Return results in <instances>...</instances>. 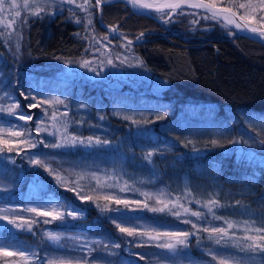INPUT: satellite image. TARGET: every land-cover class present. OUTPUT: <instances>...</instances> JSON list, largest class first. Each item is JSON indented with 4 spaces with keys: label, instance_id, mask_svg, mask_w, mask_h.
Listing matches in <instances>:
<instances>
[{
    "label": "trees",
    "instance_id": "obj_1",
    "mask_svg": "<svg viewBox=\"0 0 264 264\" xmlns=\"http://www.w3.org/2000/svg\"><path fill=\"white\" fill-rule=\"evenodd\" d=\"M37 2L52 8V13L36 16L31 9L8 8L11 0H5L6 10L0 14V92L8 93L15 104L19 102L16 110L23 114L34 101L21 92L38 100L42 94L57 96L70 116L68 130L108 143L51 147L45 134L34 135L42 108L30 109L33 119L19 122L37 147L22 146L19 155L15 150L0 154V182L9 189V194L0 195V204L54 197L78 209L81 216L64 215L63 221L47 225L67 233L86 232L96 239L88 252L68 247L70 237L64 235L59 244L50 242L41 232L45 223L37 220L32 231L2 224L0 239L32 250L40 257L39 264L52 260L54 264H185L192 260L203 264L224 251L264 259L242 253L230 243L224 245L226 241L217 244L218 238L211 241L209 232L203 231L222 227L232 236L245 237L257 235L246 229L264 225V161L257 156L264 155L259 142L264 131L257 125L264 118V44L238 34L204 10L180 9L168 18L167 11L153 13L156 20L135 14L120 0H105L99 14L93 0V6L87 4L86 9L78 1ZM231 2L217 0L221 5ZM16 10L20 17L13 16ZM85 12L93 13L94 24L84 23ZM12 19L16 23L9 30L4 25ZM252 23L264 27L258 16ZM109 25L128 42L108 29ZM103 32L112 42L103 40ZM118 41L123 46H117ZM97 60L110 65L105 80L86 75V67L81 66L84 61ZM67 63L74 67L73 73L57 70ZM118 69L121 74L112 73ZM160 116L164 119H157ZM145 120L153 122L145 124ZM244 138L251 141L254 155L242 151ZM213 139L219 145L213 146ZM31 159L44 160L67 179V185L59 186ZM31 182L39 185L37 192L28 190ZM77 185V191L94 197L93 201H82L67 190ZM106 195L140 203L125 208L105 201L102 197ZM157 200L180 203L202 216H191L180 208L172 209L181 211L180 217L168 209L153 212L151 208L163 206ZM209 200L218 203L206 207ZM144 203L149 207H142ZM105 205L118 210L101 211ZM21 213L33 219L24 210ZM227 222L235 226L228 229ZM117 223L125 227L127 223L144 224L139 231H188L193 235L186 247L178 245L171 253L156 247L158 241L127 237L116 228Z\"/></svg>",
    "mask_w": 264,
    "mask_h": 264
},
{
    "label": "snow or ice",
    "instance_id": "obj_2",
    "mask_svg": "<svg viewBox=\"0 0 264 264\" xmlns=\"http://www.w3.org/2000/svg\"><path fill=\"white\" fill-rule=\"evenodd\" d=\"M65 2V0H61V3ZM67 3L69 4H75V0H66ZM105 0H95V6L99 7L101 6ZM85 3L89 4V6H93L91 4V0H85ZM130 3L133 4V6H139L140 8H152L155 7L157 11H162L164 8H169L172 10L180 8L183 4H189L191 7L194 8H206L209 12H211V17L210 18H217L222 16L223 19L226 21L227 24L229 25H234L235 28L245 30L242 28V25L240 23L236 22L235 17L239 15V10L243 9L245 10L242 15H239V18L241 20H244L247 25H251L253 21L256 20V16L254 13L257 11L264 12V0H258V3L256 0H246L245 3H236L235 0H232V2L227 5V6H221V4L217 3V0H208L207 3L204 2V0H167V2L160 4V5H152L148 3H144L143 0H130ZM24 7L27 9H31L32 12L31 14L39 16L41 13H44L46 11V7H40L37 3V0H23V5L17 3V0H11V3L8 4V8L11 9H19L20 7ZM80 7H83V5H80ZM5 0H0V12L5 11ZM14 17H20L21 12L19 10L14 11L13 13ZM208 18V17H206ZM261 20H264V16L260 17ZM22 22L26 23V20H23ZM79 23V21H77ZM16 23L15 19H12L11 21H8L5 23V27H12ZM91 23V21H89ZM113 31L116 29L113 28ZM247 31L258 34L260 37L264 38V29H258L256 27H247ZM144 34L141 33L140 36H143ZM140 37H137L139 39ZM107 39V37H105ZM129 44H131V41H129ZM108 63H111V60L108 61ZM90 62L84 61L81 66L82 67H89ZM21 96H24L25 99H31V101H34L32 103H29L27 107L29 109H34V108H42L45 112L47 111L46 108H43V106L47 105L51 107L53 104H64V101L57 98H44V99H37L35 96H25L24 92L20 93ZM20 107L19 102H17L13 106H9L8 108H2L0 107V112L6 111L9 115H16L15 110ZM67 115V113H65ZM128 117H125L127 119ZM19 120H24V121H30L33 119L31 115H24L20 114L18 116ZM51 119L53 121H56L57 116L56 113L53 112L51 115ZM157 119H164V117L160 116L157 117ZM153 121L150 120H145L144 123H152ZM43 121H40L39 124L36 127V132L39 134L41 131H44L45 129H42L40 127V124H42ZM133 123L139 124L140 121H133ZM55 126V125H53ZM31 133H26L23 130L17 131L13 130L12 128L8 129H3L0 128V154L2 153H12L14 150L16 151V154L19 155L20 152L23 150V147H26L28 149H34L37 147V143L32 142L31 139L29 138ZM23 137V138H22ZM22 138V139H21ZM68 141H64L63 143H67ZM81 144H86V145H91L93 143V137L89 136L87 138V141L80 140L78 141ZM240 141L237 140H231L229 143H239ZM262 145H264V139H261L259 141ZM39 143H43V141H39ZM71 143L75 144L77 143V139L73 138ZM96 144L104 143L107 144L108 141H101L98 137L95 139ZM191 143V142H189ZM210 143L213 146L219 145V141L216 139H213L210 141ZM247 143V141H245ZM23 146V147H22ZM48 145H45L47 147ZM63 146L62 144H53L51 147H61ZM222 146V145H220ZM152 153H149L148 156L150 157ZM30 163L37 165L39 167L44 168L46 172H48L49 175H52L57 182V184L61 187H65L67 185V179L65 177H62L59 172H57L55 169L50 167L48 163H46L44 160L40 159H31ZM77 185L76 187L72 188H67L68 191L74 192L80 200L82 201H93L94 197L90 195H81L79 191H77ZM124 189H121L123 191ZM148 198L150 196L148 194H145ZM105 201H109L111 203H115L116 205H124L125 208H129V205L131 203H136L139 204V201H127V200H122L113 196H103L102 197ZM95 199H100V197H96ZM158 204L163 205L162 207H154L151 208L150 210L153 212H164L166 209L171 212L172 215L176 217L181 216V211H173L172 209H175L177 207L183 209L184 213H189L190 209L184 208L183 205L171 202L169 201L168 203H165L162 200H157ZM218 202L215 200H209L208 204L205 205L206 207L208 205L215 206ZM239 203V202H238ZM169 204H171V208H169ZM97 207H100L99 204L96 205ZM66 205L63 202H57V203H50L47 206H38V207H31L25 209V211L34 213L35 216L37 217H50L51 219H45L43 222L45 224L50 223L51 221H56V220H61L63 221L64 219V212L60 211L58 209H63L65 208ZM144 208H148L149 205L147 203H144L142 205ZM118 209H109L107 205L101 208V211H117ZM7 211V210H5ZM209 211H212V208L209 207ZM69 216H72L73 218L76 217V212L75 211H70L67 213ZM191 216H195L197 218L202 216V213L199 211H191L190 212ZM219 219V217H216ZM0 219L7 220L9 224L13 225L17 229H26L27 231H32V226L33 224L37 223L35 219H24L23 217H13L12 219H8L7 216H2ZM115 223V221H113ZM184 223H192L190 220H184ZM116 228L119 230L120 233L126 235L127 237H139V238H144L147 237L148 240L150 241H158L156 243V247L160 249H166L171 253H175L177 251V246H187L188 239L190 236L193 235L192 232L188 231H183V232H177V231H165V232H160V231H139L137 227H125L120 223H117ZM235 225L231 222H227V227L228 229L233 228ZM192 227L196 228L197 225L195 223H192ZM253 231L257 233V235H247L243 239L246 241L244 244L237 243L235 246L239 247L241 251L248 253V254H259L264 256V225L260 227H255L251 229H246V231ZM203 231L209 232V238H213V234H217L219 236L218 239L215 240L217 244H220L221 240L224 239V237L228 236V232L225 228H211L210 230L208 228H204ZM48 238L50 240L56 241L60 239V236L58 234H54L52 232L46 233ZM229 239H231L229 237ZM137 247H142L144 246L143 244H136ZM13 246L11 244H0V256L2 257H13V256H19L22 258V260L25 262V264H28V261L31 260L32 256L35 255V253H32L31 255L27 254L25 250H17V251H10L9 249L12 248ZM115 247L119 248L120 245L116 244ZM139 259L143 260L144 256L140 255ZM215 259V257H213ZM220 264H227L225 260H221Z\"/></svg>",
    "mask_w": 264,
    "mask_h": 264
},
{
    "label": "rangeland",
    "instance_id": "obj_3",
    "mask_svg": "<svg viewBox=\"0 0 264 264\" xmlns=\"http://www.w3.org/2000/svg\"><path fill=\"white\" fill-rule=\"evenodd\" d=\"M57 3H61V0H56ZM78 1L80 3V5H83V7H81L82 9H86L87 3H85V0H75ZM44 3L47 4H52L55 2H52V0H43ZM66 2V0H65ZM256 2L258 3V0H256ZM19 4L23 5V0H18ZM38 3V2H37ZM64 3V2H63ZM39 4V3H38ZM22 7V6H21ZM24 8V7H23ZM27 9V8H25ZM53 9H49L46 8L45 12H49L52 13ZM0 14H2V12H0ZM255 16H258V19L260 21H262L264 23V20H261L260 17L264 16V12H260L257 11L256 13H254ZM84 23L89 25V24H94L93 22V13L92 12H85V16H84ZM2 21L1 16H0V22ZM89 21H91V23H89ZM97 25V24H96ZM95 29V33H97L96 35L99 36V29L98 27H100V30L102 31L103 29L102 27V23L98 24L97 26H94ZM12 29L11 27L9 28V30ZM103 40L112 42L111 37L108 36V34L106 35L103 32ZM105 37H107V39H105ZM123 46V43L118 41L117 42V46ZM98 57V56H97ZM97 57L95 56L93 60H96ZM90 62L89 67H86L84 70V73L87 75H90L92 78H98L101 77L102 80H105V74H107L106 72H108V68H110V65L107 64V60L104 62H101L99 60L97 61H88ZM47 66L54 68L55 64H47ZM113 65V64H112ZM59 67V66H57ZM114 68V65L112 66L111 69ZM58 71H62L64 74L70 72L73 73L74 72V67H72L71 65H69V63L62 65L61 67H59V69H57ZM79 71H81L82 69H77ZM119 72H112L115 74H121L120 71L122 72V69H118ZM109 74H111L109 72ZM41 98H48V99H52V98H57V96H52V95H48V94H42ZM15 104V101L12 100V98L10 97V95L8 93H6L5 91H1L0 92V107L2 108H8L9 106H13ZM27 107V106H26ZM43 108H46L47 111L45 112L43 110V113L40 115V117L37 119V123L35 126V132L34 135H36V127L39 124L40 121H43L42 124H40V127L42 129H45L44 131H41L40 133L45 134V141L49 142L50 144H62L63 148H69L75 145H80L81 143H79L78 141L80 140H84L87 141V138H82L81 136H78L74 133H72L70 130H68V126L69 123L71 122L70 120V116L68 114V111L66 109V107L64 105L61 104H53L51 107L45 105L43 106ZM27 110L24 115H33V112L27 107ZM16 115H9L6 111L4 112H0V128L3 129H8V128H12L13 130H17L20 131L21 130V124H20V120L18 119V116L20 114L23 113H19L17 110H15ZM55 112L57 119L56 121H53L51 119V115L52 113ZM118 112V111H117ZM65 113H67V115H65ZM55 125V126H53ZM258 127H260L263 131H264V118H260L258 120L257 123ZM23 138V137H22ZM21 138V139H22ZM76 138L77 139V143L73 144L71 143L72 139ZM64 141H68L67 143H63ZM245 141H247V143H245ZM93 143H95V138L93 137ZM251 141L247 138L243 139V147L241 148L243 152H245L246 154H248L249 156L254 155V149L251 147ZM26 148V147H25ZM258 159L260 162L264 161V155H257ZM28 190H33V191H38L39 190V185H36V183L31 182L30 185H28ZM2 194H9V189L6 187H4L3 184H1L0 182V195ZM157 199V198H156ZM60 202L59 200H57L54 197H50V198H44V199H40L39 201H29V202H24L23 204L21 202H16V203H10L9 201L3 204H0V217L2 216H7L8 219H12L13 217H23V214L21 213L22 210L25 211V209L27 208H31V207H38V206H47L50 203H57ZM180 204V203H179ZM66 207L63 209H58L60 211H63L65 215L69 216L67 213L70 211H75L77 215L81 216V213L78 211V209L74 208L73 206H70L68 204H65ZM182 205V204H181ZM184 208L185 205H183ZM179 209V207H177ZM7 210V211H5ZM180 210H183L180 208ZM29 214H31L30 216H32L33 219L37 220V221H44L45 219H51L50 217H37L35 216L34 213H30L27 212ZM10 216H9V215ZM26 216V215H24ZM11 217V218H9ZM28 218H30L29 216H26ZM72 217V216H71ZM24 218V217H23ZM26 219V218H24ZM51 223V222H50ZM4 224L7 227H14L13 225L9 224L7 220L4 219H0V226ZM49 224V223H47ZM47 224H44L41 227V232L44 236H46L48 238V236L46 235V233L48 232H52L54 234H58L60 237L61 236H66V237H70L69 240H67V244L68 247L70 248H78L84 252H88L89 249L91 248V242H93L96 237H92L89 234H87L86 232H77V231H73V233H67V232H62L60 230H57L55 227H51ZM145 225L142 223H137V224H129L127 223V227H137L138 229H142L144 230ZM228 232V231H227ZM232 233L228 232V236L231 239L224 237V239H222L221 241L224 242L226 241L227 244L223 243L224 245H229L232 248H237L238 250H240L239 247H236L235 245L237 243L240 244H244L246 243V241H244V237L242 236H232ZM215 238H219V236L217 234H213V238L211 239V241H214ZM49 239V238H48ZM50 240V239H49ZM198 241V239L196 240ZM207 241H209V239L207 238ZM50 242H56V243H60V240H50ZM0 244H7L6 242L2 241V239H0ZM13 247L10 248V251H17V250H25L27 252V254L31 255L32 253H34L32 250H26L22 247L16 246V245H12ZM242 253H244L243 251H241ZM39 257V256H38ZM36 257V254L34 256H32L31 260L28 261V264H39L40 260L39 258ZM215 259L211 260L209 263L210 264H220V261L223 259L227 262V264H264V259L260 258V257H250V256H243V255H238V254H231L229 251H224L221 252L220 254H214ZM67 262H70L69 259H67ZM50 263V262H49ZM209 263H203V264H209ZM0 264H25V262L22 260V258H20L19 256H13V257H2L0 256ZM50 264H54V261L52 260V262ZM185 264H201V263H197L195 261H189V262H185Z\"/></svg>",
    "mask_w": 264,
    "mask_h": 264
},
{
    "label": "water",
    "instance_id": "obj_4",
    "mask_svg": "<svg viewBox=\"0 0 264 264\" xmlns=\"http://www.w3.org/2000/svg\"><path fill=\"white\" fill-rule=\"evenodd\" d=\"M95 1V0H93ZM111 1H116V0H111ZM122 1L123 3L126 4V6L129 7V9L134 12L135 14H142V15H145V16H150L156 20H159L157 19L153 13H159V12H163V11H167V15L165 18H168L170 17L172 14L176 13L178 10L180 9H194V10H204L205 12L209 13L211 15V12H209L206 8H194V7H191L189 4H183L180 8L178 9H175V10H172V9H169V8H164L162 11H157L155 7H152V8H140L139 6H133L132 3H130V0H120ZM144 3H148V4H152V5H160V4H163L165 2H167V0H143ZM205 3L208 2V0H204ZM221 6H227V5H221ZM96 9L98 11L99 7L96 6ZM99 14V11L97 12ZM240 15V14H239ZM239 15L237 17H235L234 19H236V22L237 23H240L242 25V28L245 29V30H241V29H237L235 28L234 25H229L226 23V21L223 19L222 16L220 17H217V19H219L223 24L229 26L231 29H233L234 31H236L238 34L242 35V36H247L248 38L254 40V41H258L260 43H263L264 44V38L260 37L258 34H254V33H251L249 31L246 30L247 27H256L258 29H264V27L260 26V25H255V24H251V25H247L246 22L244 20H241L239 18ZM101 24V23H100ZM113 26H108V29L112 30ZM113 31V30H112ZM115 32V31H113ZM115 35L116 36H119L122 40L128 42V40L123 37L119 32H115ZM132 42H134V40H132Z\"/></svg>",
    "mask_w": 264,
    "mask_h": 264
}]
</instances>
